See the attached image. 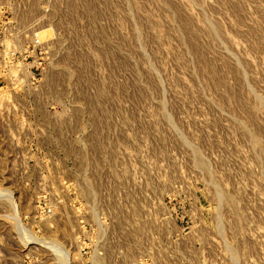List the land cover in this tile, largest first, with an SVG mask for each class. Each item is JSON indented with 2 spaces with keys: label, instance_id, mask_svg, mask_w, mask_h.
<instances>
[{
  "label": "rangeland",
  "instance_id": "rangeland-1",
  "mask_svg": "<svg viewBox=\"0 0 264 264\" xmlns=\"http://www.w3.org/2000/svg\"><path fill=\"white\" fill-rule=\"evenodd\" d=\"M0 264H264V0H0Z\"/></svg>",
  "mask_w": 264,
  "mask_h": 264
}]
</instances>
